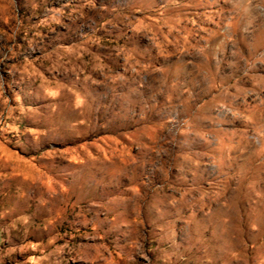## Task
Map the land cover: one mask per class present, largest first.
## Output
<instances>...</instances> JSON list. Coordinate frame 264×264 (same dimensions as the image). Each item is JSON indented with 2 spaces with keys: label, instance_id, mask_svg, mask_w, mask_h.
<instances>
[{
  "label": "rangeland",
  "instance_id": "obj_1",
  "mask_svg": "<svg viewBox=\"0 0 264 264\" xmlns=\"http://www.w3.org/2000/svg\"><path fill=\"white\" fill-rule=\"evenodd\" d=\"M0 264H264V0H0Z\"/></svg>",
  "mask_w": 264,
  "mask_h": 264
}]
</instances>
